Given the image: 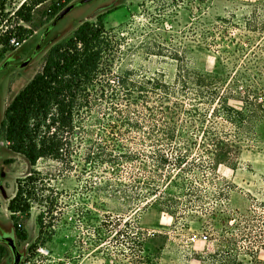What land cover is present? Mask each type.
I'll list each match as a JSON object with an SVG mask.
<instances>
[{"label":"rangeland","instance_id":"1","mask_svg":"<svg viewBox=\"0 0 264 264\" xmlns=\"http://www.w3.org/2000/svg\"><path fill=\"white\" fill-rule=\"evenodd\" d=\"M23 1L5 7L1 16L8 26L14 24L13 12ZM65 4V8L74 7L56 22L65 8L57 15L55 11ZM29 5L35 10L32 23H22L31 33L27 40L13 50L0 47V123L7 105L42 69L50 48L99 15L119 45L116 73L135 70L147 77L159 76L170 85L179 67L216 76L227 90H233L236 99L228 104L237 109L247 86L264 89V0H30ZM197 106L204 111V106ZM97 120L93 115L87 123L94 133L99 130ZM256 132L258 141L238 144L240 151L233 162L221 157L207 174L203 169V175H190L189 181L193 176L198 179V197L195 193L181 197L174 217L157 199L128 213L120 200L96 195L92 187L86 188L87 181L90 176L103 181L104 175L88 166L78 176L81 160L77 172L41 160L37 169L53 180L63 210L52 238L34 255L29 248L38 236L40 209L33 207L30 219L23 222L25 241L17 239L7 210L16 179L24 177L30 166L8 150L0 133V246L4 248L0 264H209L206 257L217 249L224 225L233 227L226 218L264 205V120L256 123ZM88 145L83 144L80 152ZM126 145L134 151L144 149L142 144ZM194 154L196 159L201 155ZM104 220L112 226H100ZM126 220L132 223L131 231H139L143 238L145 260L141 262L131 258L125 238L116 235L125 230ZM205 233L210 237L206 243L199 241ZM258 258L264 262V251Z\"/></svg>","mask_w":264,"mask_h":264},{"label":"trees","instance_id":"2","mask_svg":"<svg viewBox=\"0 0 264 264\" xmlns=\"http://www.w3.org/2000/svg\"><path fill=\"white\" fill-rule=\"evenodd\" d=\"M15 1L0 0V47L5 51L31 34L22 25L33 21L35 8L30 0L13 12V25L8 26L1 16ZM119 51L102 15L94 22L85 21L71 37L50 48L42 69L5 108L0 133L8 150L30 166L24 177L16 179L7 210L17 239L25 241L23 222L30 219L33 207L40 209L38 236L29 248L33 255L52 238L63 210L53 180L37 169L41 160L55 162L69 172H77L81 160L78 176L88 166L104 175L103 181H94L92 176L87 181L86 188L92 187L96 195L120 200L128 213L157 199L174 217L181 197L197 196L200 191L197 177L188 179L194 172L204 169L207 174L221 157L233 162L240 151L238 144L258 141L256 123L264 120V89L247 86L237 109L228 104L236 99L233 90H227L216 76L179 67L170 85L159 76L147 77L135 70L116 73ZM194 103L204 106V111ZM93 115L98 116L96 133L87 125ZM128 143L142 144L144 149L134 151ZM83 144L91 145L81 153ZM118 148L124 152H111ZM196 152L201 153L197 159ZM226 221L233 227L224 225L217 249L206 257L209 264H264L258 258L264 251V205ZM131 224L124 221L125 230L116 235L125 238L131 258L141 262L145 260L143 238L139 231H131ZM100 226L112 224L104 220ZM201 240L206 243L210 237L205 233ZM3 253L0 246V256Z\"/></svg>","mask_w":264,"mask_h":264},{"label":"water","instance_id":"3","mask_svg":"<svg viewBox=\"0 0 264 264\" xmlns=\"http://www.w3.org/2000/svg\"><path fill=\"white\" fill-rule=\"evenodd\" d=\"M73 7H74V6H69V7L65 8L64 10H62V11L59 13L58 17H57L56 22H58V21H59V20L65 15V14H67V12H69Z\"/></svg>","mask_w":264,"mask_h":264},{"label":"built area","instance_id":"4","mask_svg":"<svg viewBox=\"0 0 264 264\" xmlns=\"http://www.w3.org/2000/svg\"><path fill=\"white\" fill-rule=\"evenodd\" d=\"M12 43H14L13 41H12ZM16 46H18L17 44H15Z\"/></svg>","mask_w":264,"mask_h":264}]
</instances>
